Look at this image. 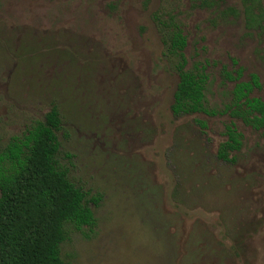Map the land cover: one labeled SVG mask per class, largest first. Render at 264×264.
<instances>
[{
    "label": "rangeland",
    "instance_id": "374dc122",
    "mask_svg": "<svg viewBox=\"0 0 264 264\" xmlns=\"http://www.w3.org/2000/svg\"><path fill=\"white\" fill-rule=\"evenodd\" d=\"M172 3L0 0V146L55 102L57 158L100 195L92 231L68 227L60 245L72 264H264V128L228 112L172 115L178 78L151 18ZM178 4L186 66L199 60L209 74L208 106L228 100L223 66L255 73L251 96L264 101V21L247 29L241 0H221L239 13L214 22L213 10ZM229 123L241 146L224 162Z\"/></svg>",
    "mask_w": 264,
    "mask_h": 264
},
{
    "label": "trees",
    "instance_id": "16d2710c",
    "mask_svg": "<svg viewBox=\"0 0 264 264\" xmlns=\"http://www.w3.org/2000/svg\"><path fill=\"white\" fill-rule=\"evenodd\" d=\"M221 0H188L189 8L213 10L214 17L237 16L232 7L219 9ZM245 27L264 21L260 0H241ZM172 5L161 4L151 14L162 45V57L177 75L170 110L173 116L203 112L209 115L228 112L254 130L264 128V101L251 96L258 78L241 80L239 68L220 70L221 84L232 83L228 100L216 111L206 97L209 74L199 60L187 67L184 49L187 38L177 18L181 0ZM235 61V60H233ZM201 127L204 123L198 121ZM63 118L58 105L52 102L42 119L33 120L21 135H13L0 146V264H72L60 254V245L67 238L68 227L92 231L95 217L90 204H97L100 195L89 194L68 177L66 167L58 160ZM226 139L219 144L216 158L234 161L231 151L241 146V133L232 123L226 125ZM67 157L71 155L65 153Z\"/></svg>",
    "mask_w": 264,
    "mask_h": 264
}]
</instances>
